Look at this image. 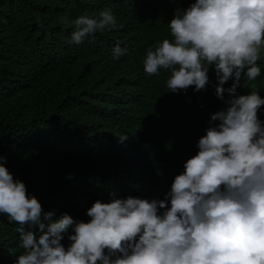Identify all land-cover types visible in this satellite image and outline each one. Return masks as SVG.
<instances>
[{"label":"trees","instance_id":"trees-1","mask_svg":"<svg viewBox=\"0 0 264 264\" xmlns=\"http://www.w3.org/2000/svg\"><path fill=\"white\" fill-rule=\"evenodd\" d=\"M185 1L0 0V156L29 196L55 212L53 220L67 213L89 222L87 210L113 194L165 198L211 116L227 107V93L215 95L214 68L199 92L140 86L152 80L143 70L147 50L173 39V12L162 5ZM109 6L116 28L69 44L73 20ZM117 45L126 54L114 60ZM257 63L261 75L242 81L238 95L257 91L264 99V57ZM165 72L169 79L168 70L158 74ZM258 118L264 122V106ZM121 135L128 139L120 142ZM17 227L0 214V264H16L24 252ZM69 234H61L66 248Z\"/></svg>","mask_w":264,"mask_h":264},{"label":"clouds","instance_id":"clouds-1","mask_svg":"<svg viewBox=\"0 0 264 264\" xmlns=\"http://www.w3.org/2000/svg\"><path fill=\"white\" fill-rule=\"evenodd\" d=\"M72 23L71 39L80 44L116 28L117 18L105 8ZM168 26L173 39L147 50L145 73L168 70L170 92H199L214 68L215 95L229 97L227 107L211 116L197 154L165 198L113 194L109 203L97 200L87 210L89 222L67 213L53 220L55 212L29 196L0 156V214L18 224L24 249L16 264H264V122L258 118L264 99L257 91L237 94L242 81L261 75L264 0H195ZM125 54L119 45L112 50L114 60ZM69 230L66 248L61 234Z\"/></svg>","mask_w":264,"mask_h":264},{"label":"rangeland","instance_id":"rangeland-1","mask_svg":"<svg viewBox=\"0 0 264 264\" xmlns=\"http://www.w3.org/2000/svg\"><path fill=\"white\" fill-rule=\"evenodd\" d=\"M194 2H195V0H186V1H185L182 5H180V6H175V5H162V4H161V5H162L164 8H166L168 11L173 12V15L169 18V20H168V22H167V26L169 25V23L171 22V20L174 18V15H175V13H176L177 10H185V9H187L192 3H194ZM108 8H110V6H109ZM102 10H104V9H102ZM102 10H100V11H102ZM100 11H98V12L95 13V14H92V16H93L94 18L98 17ZM73 26H74V25H73ZM73 31H75V26H74V28L70 31V38L68 39V42H69L70 45L80 46L81 43H80V44H76V43H74V42L72 41V39H71V34H72ZM169 34H170V28H169V26H168V35H169ZM159 41H160V40L154 42L151 46L157 44Z\"/></svg>","mask_w":264,"mask_h":264},{"label":"bare ground","instance_id":"bare-ground-1","mask_svg":"<svg viewBox=\"0 0 264 264\" xmlns=\"http://www.w3.org/2000/svg\"><path fill=\"white\" fill-rule=\"evenodd\" d=\"M143 70H144V66H143ZM148 75V74H147ZM149 77H152V80L147 82V83H142L140 86L142 88H147L149 86L147 85H151L153 86L152 89L158 90H164L167 89V80H168V72H165V74H157V75H148ZM158 77V78H156ZM151 88V87H150Z\"/></svg>","mask_w":264,"mask_h":264}]
</instances>
